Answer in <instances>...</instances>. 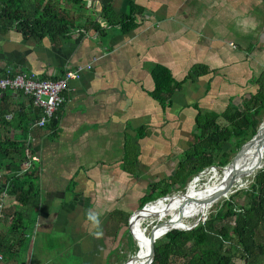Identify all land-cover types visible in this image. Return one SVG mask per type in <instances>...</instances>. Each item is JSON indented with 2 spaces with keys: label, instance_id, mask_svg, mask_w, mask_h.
Wrapping results in <instances>:
<instances>
[{
  "label": "crops",
  "instance_id": "obj_1",
  "mask_svg": "<svg viewBox=\"0 0 264 264\" xmlns=\"http://www.w3.org/2000/svg\"><path fill=\"white\" fill-rule=\"evenodd\" d=\"M54 1L70 16L91 17L104 30L81 28L54 42L33 41L24 31L0 35L1 67L53 80L66 70L90 66L67 83L56 125L34 128L26 136L30 156L37 158L32 163L35 209L16 206L4 193L2 215L10 221L20 213L21 223L30 225L20 264H53L46 256L60 253L71 258L70 264H114L123 237L118 213L126 215L122 209L130 207L137 181L150 171L144 170L149 143L165 141V129L171 134L188 125L194 104L220 112L254 91L251 77L264 71V0H132L145 11L125 35L105 27L98 0H83L84 11ZM108 3L120 14L128 0ZM154 64L166 67L175 80L194 65L204 66L206 74L183 83L171 107L162 111L150 96ZM11 95L15 105L29 108L27 98ZM90 214L98 223L88 219ZM6 228L0 224L7 239ZM0 264L16 262L2 255Z\"/></svg>",
  "mask_w": 264,
  "mask_h": 264
},
{
  "label": "trees",
  "instance_id": "obj_2",
  "mask_svg": "<svg viewBox=\"0 0 264 264\" xmlns=\"http://www.w3.org/2000/svg\"><path fill=\"white\" fill-rule=\"evenodd\" d=\"M98 1L101 5L99 15L105 27H116L122 35L139 25L140 16L145 11L128 0L126 11L115 14L108 0ZM64 4L77 11L85 9L83 0H64ZM81 16H70L54 0H0V35L24 31L33 41L47 38L54 42L81 28L88 30L87 27H91L98 34L104 30L91 17ZM80 18H83L82 23ZM204 74V66L194 65L181 80H175L166 67L154 64L149 69L151 99L165 111L171 107V98L181 90L183 83L193 82ZM251 81L254 91L241 98L238 104L228 102L220 112L202 110L195 104L191 106L195 111L191 142L175 158L174 170L167 181L159 179L147 183L137 199L136 212L155 199L182 188L187 180L203 170L225 166L228 160L223 159V145L234 137H239L243 143L254 134L257 125L254 118L264 111V71L252 76ZM11 94L0 91V172L3 171L0 173V198L5 193L16 206L35 209L38 201L37 169L31 164L22 172V163L30 155L27 128L37 115L29 100V108L25 110L14 104L16 98ZM218 120L222 121L221 125ZM48 125L54 127L56 119L53 118ZM242 194L244 207H236L229 196L215 205L218 208L214 213L208 214L190 230L168 232L157 246L151 264H234L233 259L239 264H264V162ZM158 201L160 203L162 198ZM154 205L151 204L146 212ZM189 212H196V209ZM2 213L3 210L0 224L7 227V239L0 232V253L20 264L30 238L24 230L30 225L21 223L20 213H13L10 221ZM118 215L122 225H126L127 217L132 214L123 216L119 212ZM125 233L128 235L127 231Z\"/></svg>",
  "mask_w": 264,
  "mask_h": 264
},
{
  "label": "rangeland",
  "instance_id": "obj_3",
  "mask_svg": "<svg viewBox=\"0 0 264 264\" xmlns=\"http://www.w3.org/2000/svg\"><path fill=\"white\" fill-rule=\"evenodd\" d=\"M60 4L62 5L63 1L60 0ZM257 122L256 128L257 129L258 125L260 122L264 119V111L259 116H256L254 118ZM190 122V123H189ZM220 125L222 124V121L218 120ZM188 125H184L182 129L180 130H173L171 134H168L169 130L165 129L162 132L167 131L166 133V138L164 139L165 141H161L160 144L158 145H153L152 143H149V147L151 148L149 150V155H150V160L149 164L144 165V170H149L148 174L144 177V180H141V182L137 181V184L135 185V193L134 195L131 194L132 198L129 200L130 202V207L123 208L122 210L125 212V214H131L134 210L135 213L137 209V199L142 195L143 192L138 191V189L143 188L148 181H157L159 179L161 180H168V176L173 172L174 166H175V158L179 157V154L187 148V144L191 142V135L190 132L193 129V124L192 121H187ZM30 134V132H29ZM242 144V140L239 137H234L231 138L228 142H226L223 147V159L224 160H229V156L231 153L236 152L239 150L240 146ZM154 147L157 148V150L154 152L152 149ZM264 158L261 161V164H263ZM228 165V162L225 166ZM222 167H211L207 170H203L199 174H197L195 177L189 179L186 181L185 185L182 188H179L175 191H172L169 193L167 196H176L183 194L187 191V188L189 185H194V186H200L203 183L207 182L210 178H212L214 175L219 176L221 171L223 170ZM2 172V171H1ZM212 175V176H211ZM251 178L246 179V183L239 187L233 194L230 196L232 197V201L234 205L238 208L244 207L245 206V200L244 196L242 194V191H244L250 184ZM206 179V180H205ZM189 189V188H188ZM172 197V198H173ZM170 198L168 202L172 199ZM167 202V205H168ZM214 201H207L205 204L201 203L198 206H196L194 209H196L201 213H199L197 216L193 218H188V219H182V218H176V217H168L167 220L165 221H155L156 216H158L160 213L152 215L149 220L148 224L145 226V223H141V228H145V233L146 236L149 239H153V237L156 235V233L164 226V225H171L174 227H180L181 225L183 227H190L193 226L194 224H197L200 220H204L208 214L214 213L215 210L218 208L216 207ZM150 205V203L148 204ZM146 205V207L148 206ZM166 205V206H167ZM216 208H215V207ZM134 213V214H135ZM171 216V215H167ZM166 216V217H167ZM131 217H127L126 220V225H123L122 227V238L120 237L119 239V247L116 251V255L112 257V263L114 264H122L124 260L130 256H133L136 252L137 249V243L135 240L132 238L131 234L129 233V228H128V221L130 220ZM190 219V220H189ZM185 221V222H184ZM128 232V235L125 232ZM148 232V233H147ZM39 237V236H38ZM151 237V238H150ZM43 244V243H42ZM41 246V245H40ZM39 249V245L37 247ZM43 248V245L41 246ZM54 253L56 251L54 250ZM65 253H60V255H55L54 256H46V260H50L51 263L53 264H70L71 258L69 256L67 257L64 255ZM49 255V254H48ZM56 262V263H54ZM234 264H239V261L236 259H233Z\"/></svg>",
  "mask_w": 264,
  "mask_h": 264
},
{
  "label": "bare ground",
  "instance_id": "obj_4",
  "mask_svg": "<svg viewBox=\"0 0 264 264\" xmlns=\"http://www.w3.org/2000/svg\"><path fill=\"white\" fill-rule=\"evenodd\" d=\"M263 137L264 128L261 131L259 140ZM259 143L260 142H256L247 149H239V154L233 158L234 160L231 163H228V165L223 168L219 176L214 175L212 178L207 180V182L197 187L192 184L189 185V189L187 188V191L185 193L177 195L178 197L168 196L167 198L162 199L160 203H158L159 201L156 200L151 203L156 205L152 206L146 212L151 204L148 205L147 208L140 213L139 217L133 219L130 223V230L132 232L131 236L134 238L137 245L144 247L148 243V240H151L146 236L145 228H141V223L144 222L146 226L148 224L149 218L152 215L160 213L163 210L162 213L156 216L155 221H165L168 219V217H176L182 219L193 218L201 212H199L198 210L197 212L189 211L193 210L199 204H205L207 201H214L215 204H218L225 200L219 198L232 185H234V187L230 190V194L226 198L233 194L239 187L243 186L246 183V179L252 176L250 170L256 166L257 158L259 156ZM263 158L264 151L261 154V161ZM169 198L172 199L168 202ZM167 202L169 205H167ZM142 255L143 257H147L151 255V252L146 249L142 252ZM133 259L134 255L128 258V261L124 264H132Z\"/></svg>",
  "mask_w": 264,
  "mask_h": 264
},
{
  "label": "built area",
  "instance_id": "obj_5",
  "mask_svg": "<svg viewBox=\"0 0 264 264\" xmlns=\"http://www.w3.org/2000/svg\"><path fill=\"white\" fill-rule=\"evenodd\" d=\"M89 67V65L77 66L72 70L64 71L59 78L51 80L38 77L27 71L0 66V91L18 93L30 101L37 117L27 128L28 135L32 129L44 128L51 122L64 101L63 93L67 83L77 80L81 72L88 70ZM6 118L9 119V116H6ZM36 161L35 156H27L22 163V172L28 170L31 164ZM3 197L4 193L1 194L0 198V216ZM0 261H2L1 253Z\"/></svg>",
  "mask_w": 264,
  "mask_h": 264
},
{
  "label": "water",
  "instance_id": "obj_6",
  "mask_svg": "<svg viewBox=\"0 0 264 264\" xmlns=\"http://www.w3.org/2000/svg\"><path fill=\"white\" fill-rule=\"evenodd\" d=\"M264 128V119L260 122V124L258 125L257 129L255 130L254 134L249 137L246 141H244L240 148L239 149H247L249 148L250 146H252L253 144H255L256 142H260L259 143V147H258V151H259V156L257 158V163H256V166L251 169L250 173H252L251 175L253 176V174L261 169L262 167V164H261V154L262 152L264 151V137L262 139L259 140V137H260V134H261V131L263 130ZM239 154V150H237L236 152H233L231 153V155L229 156V160H228V163H231L234 159V157H236L237 155ZM234 185H232L224 194H222L220 196L219 199H225L227 200L228 198H226L229 194H230V190L233 189ZM168 196H163V197H160L158 199H165L167 198ZM158 199H155L154 201L158 200ZM218 199V200H219ZM216 200V201H218ZM154 201H152L151 203H153ZM224 201V200H223ZM150 203V204H151ZM147 207H143L138 213H135L133 215H131L130 217V220L128 221V228H129V233L132 235V232L130 230V223L133 219H136L139 217L140 213L143 212ZM196 224H194L193 226H190V227H183L182 225L180 227H174V226H169V225H164L157 233L156 235L153 237L152 240H148V243L146 244V246L144 247H141L139 245H137V249H136V252L134 254V259H133V262L132 264H151L153 259H154V256H155V253H156V249H157V246L159 245V243L165 238L166 234L172 230H182V231H186V230H190L192 227H194ZM133 238V237H132ZM134 239V238H133ZM148 250L151 252V255L150 256H147V257H143L142 255V252L144 250Z\"/></svg>",
  "mask_w": 264,
  "mask_h": 264
},
{
  "label": "clouds",
  "instance_id": "obj_7",
  "mask_svg": "<svg viewBox=\"0 0 264 264\" xmlns=\"http://www.w3.org/2000/svg\"><path fill=\"white\" fill-rule=\"evenodd\" d=\"M89 220L98 223L97 217L95 214H90L88 217Z\"/></svg>",
  "mask_w": 264,
  "mask_h": 264
}]
</instances>
